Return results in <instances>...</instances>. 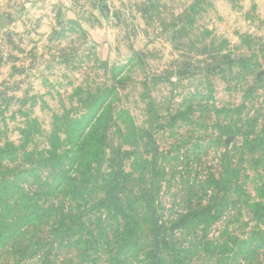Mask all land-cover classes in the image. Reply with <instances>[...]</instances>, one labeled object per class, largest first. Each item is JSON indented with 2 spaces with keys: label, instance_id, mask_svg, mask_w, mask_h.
<instances>
[{
  "label": "rangeland",
  "instance_id": "1",
  "mask_svg": "<svg viewBox=\"0 0 264 264\" xmlns=\"http://www.w3.org/2000/svg\"><path fill=\"white\" fill-rule=\"evenodd\" d=\"M101 104L110 107L99 131L107 158L95 170L110 171L117 148L157 163L165 176L156 211L168 220L191 193L202 195L199 186L219 177L222 164L235 167L246 196L232 193L240 204L233 201L207 234H264V218L245 204L264 205V0H0V150L12 144L21 156L30 153L18 167L35 166L46 177L43 150L75 138L85 126L76 122L87 123ZM123 111L142 134L135 149L121 143ZM136 155L125 158L128 172ZM9 177L0 170V189ZM40 184L28 178L24 185L34 192ZM63 195L38 201L58 204ZM50 231L33 229L32 245L0 235V264H91L77 249L58 247ZM174 233L178 247L195 248L194 237ZM262 248L251 264H264ZM189 262L215 264L202 253Z\"/></svg>",
  "mask_w": 264,
  "mask_h": 264
},
{
  "label": "trees",
  "instance_id": "2",
  "mask_svg": "<svg viewBox=\"0 0 264 264\" xmlns=\"http://www.w3.org/2000/svg\"><path fill=\"white\" fill-rule=\"evenodd\" d=\"M103 100L105 103L108 98ZM101 107L102 104L94 108L87 123L76 122L79 125L85 123V126L77 131L75 138L68 135L69 145L57 138L56 147L61 144V148L43 150L44 154H40L42 166L51 164L43 173L46 177L41 176L35 166L18 167L17 163L31 157L30 153L21 156L19 147L12 144L0 150L3 158L0 170L6 169L11 179L2 187L4 192L0 189V235L4 241L16 239L10 242L15 244L27 239L31 245L37 244L38 241L32 242V230L44 225L58 237V247H73L83 252H78L77 257L86 258L91 264H100L97 260L100 258H105L103 264H191L189 261L198 253L209 256L215 264H230L237 259L251 264L258 259L264 247L263 233L252 234L245 240L232 233L226 239L212 240L207 234L233 201V205L240 204L231 198L232 193L238 195V199L246 196L239 183L237 168L222 164L219 177L210 176L204 181L205 185L201 184L203 188L199 186L202 195L195 192L192 197L191 193L183 204V212L177 211L168 220L163 219L156 211L155 196L165 171L158 168L157 163L138 157L135 150L127 152L117 148L115 161H109L112 163L110 171L102 173L94 169L101 166L104 157L107 158L106 135L99 131H104V124L109 122L110 107L105 110ZM127 115L125 111L119 112V119L127 128V132L121 134V143L130 144L135 149L142 134L133 120L125 117ZM132 153L136 157L131 161L128 172L124 168L125 158ZM5 160L17 164L16 169L5 166ZM24 164L27 163L24 161ZM136 170L139 176L135 175ZM28 178H37L41 183L39 191L26 189L24 184ZM146 178L150 182L145 186ZM137 185L142 189L136 193L133 190ZM59 193L64 194L67 200L49 205L38 201L40 194L50 199ZM245 204L250 211L253 210L256 218H264V205H252L246 201ZM175 230H180L185 238L194 237L195 248L178 247L174 239ZM53 243L54 240L45 241L46 247Z\"/></svg>",
  "mask_w": 264,
  "mask_h": 264
}]
</instances>
